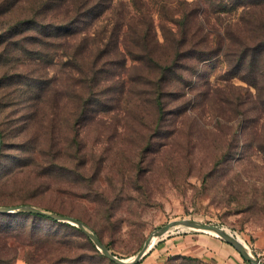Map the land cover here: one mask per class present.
Listing matches in <instances>:
<instances>
[{
  "label": "rangeland",
  "instance_id": "374dc122",
  "mask_svg": "<svg viewBox=\"0 0 264 264\" xmlns=\"http://www.w3.org/2000/svg\"><path fill=\"white\" fill-rule=\"evenodd\" d=\"M16 1L13 20L28 13L37 25L3 79L13 88L0 94V195L73 217L121 259L191 220L240 237L264 264V0H209L204 13L196 0ZM183 12L185 47L207 40L197 61L174 57L180 19L165 15ZM149 21L154 61L134 35ZM0 214V262L100 264L77 227ZM186 233L222 240L174 231L151 246Z\"/></svg>",
  "mask_w": 264,
  "mask_h": 264
},
{
  "label": "trees",
  "instance_id": "16d2710c",
  "mask_svg": "<svg viewBox=\"0 0 264 264\" xmlns=\"http://www.w3.org/2000/svg\"><path fill=\"white\" fill-rule=\"evenodd\" d=\"M209 0H196L197 6H200L202 8V12L204 13V7L207 4ZM218 3H222L223 0H216ZM14 1L11 2L10 0H0V94L1 91L5 92L6 90H11L13 88V83H7L4 84L3 79H9L11 78L10 76L13 75L14 70H15V54L17 52V45L21 43L22 45V54L24 56L28 55L29 51L27 47H29L32 43V40L34 39V30L33 26L36 19H33L30 14L24 15L22 19H14L11 17L13 14V6L15 4ZM163 7L165 5L161 6V11L163 12ZM176 15L178 13H175ZM189 15L185 14L184 12L182 13L181 18H175V15L172 13L170 16L165 15V19H180V20H170L172 24L176 26V32L172 31L173 35V40L172 42V49L174 51V57L178 59H187V60H199L201 56L203 57L204 55H207L208 53L206 52L207 45L204 43L207 40H202L200 43H195L191 44L188 47H185L189 41V37L192 36L190 34V22L186 19H189ZM69 20V19H65ZM79 19H76L74 23H78ZM66 33L65 36L67 37H72V36H77L78 30L76 29H67L64 31ZM134 35L135 38L138 39L137 46H140L142 49V52H144L145 57H147L149 60L154 61V48L155 45L158 44V41L155 36V31H154V26L151 21L141 23L139 28H136L134 30ZM18 37L20 38V41H16L15 38ZM205 44V45H204ZM247 56V55H246ZM158 63L156 62V65ZM162 64H158V68L160 70L166 71L168 69L167 66H161ZM28 110V107H27ZM29 112V111H27ZM24 118L25 115H23ZM22 119L23 123L26 121V119ZM0 159H1V154H0ZM6 181L9 180H0V191L3 189V187L6 186ZM3 198L0 195V206H10V205H19V204H24L23 201L21 200V197H13L10 199H1ZM2 215V214H0ZM17 215H26V214H17ZM28 216H32L35 218H42L48 221L53 222V219L41 216V215H36V214H28ZM56 221V220H55ZM98 239L103 243L102 239L100 236H98ZM32 244H36L34 241ZM104 244V243H103ZM106 247L108 248L107 244ZM113 255L114 252H112ZM98 263L100 264H116L109 260L107 257H104L101 255L98 251H96ZM117 256V255H115ZM118 257V256H117ZM120 258V257H118ZM140 263V262H139ZM137 263V264H139ZM0 264H5L4 262H0Z\"/></svg>",
  "mask_w": 264,
  "mask_h": 264
},
{
  "label": "water",
  "instance_id": "95a60500",
  "mask_svg": "<svg viewBox=\"0 0 264 264\" xmlns=\"http://www.w3.org/2000/svg\"><path fill=\"white\" fill-rule=\"evenodd\" d=\"M0 144H1V138H0ZM18 212L45 216L56 221L69 223L77 227L95 244L98 250L105 257H107L109 260H111L116 264H137L145 255L148 254V252L152 248V246L149 247L150 239H151L150 236L143 245V247L133 256L132 259L130 260L121 259L113 255V253L106 247V245H104L98 239L97 236H95L82 222L74 219L73 217L59 215V214H52L40 208L29 205L15 206V207H0V213H18ZM187 230L200 231V232H210V231L214 232L212 234L214 235L217 234L216 236L221 238L224 242L230 244L247 261H249L252 264H262L259 260H256L251 253H249V251L247 250L244 244H242L233 235H230L225 231H223V229L219 228L218 226L201 224L191 220H181V221L170 222L161 229L155 231L154 233H157L160 239L164 236H167L169 233H173L174 231L185 232Z\"/></svg>",
  "mask_w": 264,
  "mask_h": 264
},
{
  "label": "crops",
  "instance_id": "0c3cea01",
  "mask_svg": "<svg viewBox=\"0 0 264 264\" xmlns=\"http://www.w3.org/2000/svg\"><path fill=\"white\" fill-rule=\"evenodd\" d=\"M175 256L197 258L210 264H252L220 239L187 233L161 239L152 246L139 264H165Z\"/></svg>",
  "mask_w": 264,
  "mask_h": 264
},
{
  "label": "bare ground",
  "instance_id": "6f19581e",
  "mask_svg": "<svg viewBox=\"0 0 264 264\" xmlns=\"http://www.w3.org/2000/svg\"><path fill=\"white\" fill-rule=\"evenodd\" d=\"M225 231H226V229H224ZM210 233H214V232H211L210 231ZM229 234V233H228ZM217 235V234H216ZM157 239V238H159V236H158V234L157 233H153L152 235H151V239H150V244H149V247H151V243L154 241V239ZM155 239V240H156ZM236 239H238L242 244H244L245 245V247L247 248V250L249 251V248L247 247V245L243 242V240L240 238V237H237ZM249 253H250V251H249ZM133 257H131V258H129V260L130 259H132Z\"/></svg>",
  "mask_w": 264,
  "mask_h": 264
}]
</instances>
